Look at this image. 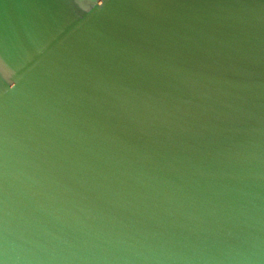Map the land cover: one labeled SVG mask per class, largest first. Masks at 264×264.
I'll list each match as a JSON object with an SVG mask.
<instances>
[{
	"label": "water",
	"instance_id": "obj_1",
	"mask_svg": "<svg viewBox=\"0 0 264 264\" xmlns=\"http://www.w3.org/2000/svg\"><path fill=\"white\" fill-rule=\"evenodd\" d=\"M0 264H264V0H0Z\"/></svg>",
	"mask_w": 264,
	"mask_h": 264
}]
</instances>
